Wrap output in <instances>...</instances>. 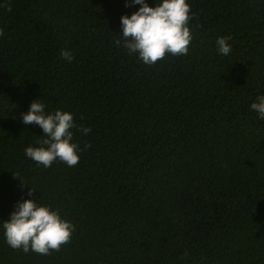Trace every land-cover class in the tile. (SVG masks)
<instances>
[{"label": "trees", "instance_id": "trees-1", "mask_svg": "<svg viewBox=\"0 0 264 264\" xmlns=\"http://www.w3.org/2000/svg\"><path fill=\"white\" fill-rule=\"evenodd\" d=\"M187 3L188 54L148 66L115 43L141 5L0 0V264H264V120L250 107L264 95V0ZM37 99L73 114L76 166L26 157L44 135L22 123ZM27 199L75 226L60 251L6 243Z\"/></svg>", "mask_w": 264, "mask_h": 264}, {"label": "clouds", "instance_id": "clouds-1", "mask_svg": "<svg viewBox=\"0 0 264 264\" xmlns=\"http://www.w3.org/2000/svg\"><path fill=\"white\" fill-rule=\"evenodd\" d=\"M141 5L130 17H121L122 39L115 43L128 50L129 55H137L146 65L152 66L163 60L167 55L186 56L192 43L193 35L189 22L193 18L187 0H159L155 7H150L146 0H126V7ZM3 35V29H0ZM231 36L217 39V50L221 55H229ZM63 59L72 62L73 54L64 49ZM251 109L264 120V95L250 105ZM22 123L35 124L42 128L44 135L37 140L38 147H26L25 155L38 165L51 167L59 160L69 167L76 166L80 161L81 149L73 142L72 129L77 128L73 114L61 110L46 113L45 105L37 100L30 105L29 111L22 114ZM85 135L91 128L78 129ZM90 145H85V148ZM18 178L17 174H13ZM24 183V182H23ZM30 188L28 195L33 194ZM10 220L4 221L3 229L6 243L14 250L29 251L40 255H51L60 251L62 246L70 243L75 226L61 217L59 210L49 205H40L32 199L17 202ZM187 253H185V256Z\"/></svg>", "mask_w": 264, "mask_h": 264}]
</instances>
